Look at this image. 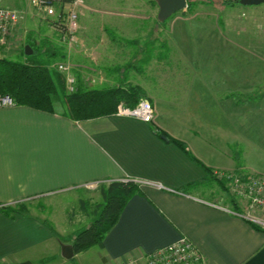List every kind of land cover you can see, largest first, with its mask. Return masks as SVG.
Instances as JSON below:
<instances>
[{
  "label": "crops",
  "instance_id": "crops-1",
  "mask_svg": "<svg viewBox=\"0 0 264 264\" xmlns=\"http://www.w3.org/2000/svg\"><path fill=\"white\" fill-rule=\"evenodd\" d=\"M119 28L138 34L141 25ZM106 33L107 27L95 22L79 25L81 49L72 52L81 77L100 72L110 76L111 87L142 86L154 105V119L114 112L74 120L63 105L55 112L18 104L1 107L0 264H120L182 236L206 264H264V230L226 210L242 206L234 197L219 194L216 199L218 191L208 190L211 180L221 183L215 174L249 173L255 167L250 153L258 137L243 131V118L244 106H256L258 100L244 95L243 70L228 69L226 57L216 66L210 53L205 56L193 45L163 52L168 43L161 34L152 39L153 56L144 55L142 41V47L125 53L121 46H136L135 37L125 41ZM242 150L249 153L245 162ZM122 179L146 183L126 201L98 244L65 258L62 244H73L77 230L64 221L76 214L68 206L62 213L58 206L43 209L35 200L56 205L61 195L76 194L83 209L86 184ZM92 191L86 193L98 192Z\"/></svg>",
  "mask_w": 264,
  "mask_h": 264
},
{
  "label": "rangeland",
  "instance_id": "rangeland-1",
  "mask_svg": "<svg viewBox=\"0 0 264 264\" xmlns=\"http://www.w3.org/2000/svg\"><path fill=\"white\" fill-rule=\"evenodd\" d=\"M0 4L18 9L21 14L20 21L11 32L9 41L1 49L0 58L24 61L26 59V46H34L36 49L33 54L34 57L46 58L53 68L62 73L68 92H71L69 80L64 72L65 69L60 67L61 64L70 66L71 74L76 77L74 91L78 88H108L113 85L110 83V76L100 72L92 76L81 77V71L76 68L77 65L74 63L76 60L72 51L74 48L76 50L81 49L79 48L81 47V43H79L81 41L78 38L79 25H90L91 22L105 25L108 31L105 34L106 36H116L117 39L123 38L124 40L128 36L135 37L138 41L135 42L136 46L134 44L121 46L126 47L125 53L130 51L133 53L139 47H142L140 45L142 41L146 42L144 55L147 57L153 56L154 44L152 39L161 34L164 43H168L164 44L163 52L169 50H173L175 53L187 51V47L193 45V47H199V50L205 51V56L210 53V58L214 65L217 64L216 66L226 57L228 69L243 70L242 82H244V86L248 87L244 89V95H248L246 97H252L253 95L258 100L256 106L248 105L247 108L244 106L243 131H253L254 133L256 131L255 134H252L258 137L257 143H255L256 149L254 148V151L252 150L250 153V160L255 167L249 173L264 178V3L242 5L236 1L227 3V0H188L185 9L175 13L165 21H160L157 0H84V7L78 9L76 39L71 44L63 40L60 30L53 21L50 22L45 18L43 12L39 11L30 0H1ZM130 22L141 25V28L137 29L138 34H128L125 33L124 29L119 28ZM110 24L112 28H110ZM216 37H222L225 39V43L218 44ZM193 39L194 42L191 41ZM220 47L223 49L220 50ZM224 47L226 48L225 51H223ZM150 62H152L151 65L155 64L153 61ZM141 65L143 66V62ZM162 78L169 80V77L163 76ZM128 83L133 84V82ZM58 94L63 100L64 91L59 85ZM146 99L152 103L148 96ZM246 100L244 98V103H246ZM249 101L250 99H248ZM214 110L216 111V109ZM231 118V115H227L226 121L231 123L229 121ZM243 148L246 149L244 145ZM241 152L242 162L249 160V153L245 155L243 150ZM222 172L220 175L215 174L221 183L211 180L210 187L207 188L209 190L214 187V193L218 191L216 199H218L219 194L224 195L223 197L226 198L228 195L235 198L231 191L232 178L230 176L234 172L230 170ZM109 183L107 184L109 185ZM107 184L103 183L93 188L88 187L87 190H85L86 188L83 189L85 195L88 196L84 200L87 204L83 205V209L80 208L82 203L75 198L76 194L70 193L61 195L58 200L60 202L56 205H47L43 199H37L34 203L40 205L43 209L58 206L60 208L59 213H62L63 207H70L73 215L76 214V216L64 221V223L66 227L75 229L78 232L88 227L95 218L97 205L103 203L101 190ZM92 190L98 192L96 194L86 193V191ZM214 198L215 195H211V199L214 200ZM223 200L225 199L220 198V201ZM82 211L84 212L82 216H77Z\"/></svg>",
  "mask_w": 264,
  "mask_h": 264
},
{
  "label": "trees",
  "instance_id": "trees-1",
  "mask_svg": "<svg viewBox=\"0 0 264 264\" xmlns=\"http://www.w3.org/2000/svg\"><path fill=\"white\" fill-rule=\"evenodd\" d=\"M235 1L238 2L227 0V3ZM31 47L33 53L26 54L24 61L0 58V94L10 95L18 105L48 112H55L63 105L68 117L84 120L113 114L121 101L135 106L148 96L146 89L134 83L108 88H78L68 92L62 73L53 68L46 58L34 57L36 49ZM58 85L64 91L63 100L58 94ZM140 184L134 179H122L111 181L102 188L103 203L97 205L95 219L88 227L78 231L74 238L76 253L89 249L104 238L117 223L126 201L139 190Z\"/></svg>",
  "mask_w": 264,
  "mask_h": 264
},
{
  "label": "built area",
  "instance_id": "built-area-1",
  "mask_svg": "<svg viewBox=\"0 0 264 264\" xmlns=\"http://www.w3.org/2000/svg\"><path fill=\"white\" fill-rule=\"evenodd\" d=\"M1 1V0H0ZM31 3L42 11L44 17L60 30L63 40L73 43L76 39V28L79 17L78 9L84 7V0H30ZM21 14L18 9L0 4V55L1 49L9 41L11 32L20 21ZM65 69L69 80L70 91H74L76 77L71 74L68 65L61 64ZM16 105L15 100L8 94H0V108ZM115 114L131 116L145 122H152L155 116L153 104L148 99H141L135 106H129L124 102L117 105ZM220 175V174H218ZM232 178V193L241 204L239 208H229L236 216L249 221L255 227L264 230V178L252 173H237L230 175ZM223 178V177H222ZM135 180V179H134ZM137 182L146 183L144 181ZM98 183L86 184L93 188ZM206 264L204 256L192 243V241L182 236L175 242L161 247L143 256H132L122 261L120 264Z\"/></svg>",
  "mask_w": 264,
  "mask_h": 264
},
{
  "label": "water",
  "instance_id": "water-1",
  "mask_svg": "<svg viewBox=\"0 0 264 264\" xmlns=\"http://www.w3.org/2000/svg\"><path fill=\"white\" fill-rule=\"evenodd\" d=\"M188 0H157L159 5L158 18L160 21H165L175 13L183 10L187 6ZM238 3L242 5H259L264 3V0H238ZM25 53L30 55L33 53V49L30 45L25 48ZM75 254L73 244H62V255L65 258H71Z\"/></svg>",
  "mask_w": 264,
  "mask_h": 264
}]
</instances>
